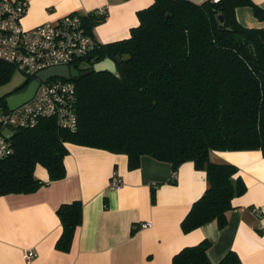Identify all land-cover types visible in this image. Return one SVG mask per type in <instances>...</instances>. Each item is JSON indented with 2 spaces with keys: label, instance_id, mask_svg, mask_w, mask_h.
<instances>
[{
  "label": "trees",
  "instance_id": "trees-1",
  "mask_svg": "<svg viewBox=\"0 0 264 264\" xmlns=\"http://www.w3.org/2000/svg\"><path fill=\"white\" fill-rule=\"evenodd\" d=\"M239 7H250L264 20V11L251 0H153L137 12L138 25L129 38L109 44L93 34L106 10L79 15L97 48L85 59L86 68H74L88 71L108 58L118 76L92 72L70 80L77 96L75 132L58 128L51 118L13 131L8 139L13 153L0 161V197L32 194L64 179L66 144H73L125 155L129 170L137 169L144 156L169 164L173 173L191 162L205 173L207 189L183 219L182 232L211 222L223 229L231 201L246 188L240 177L234 178L237 167L211 162L210 153L260 151L264 156V28L241 26L235 18ZM14 72L0 60V87ZM30 82L0 97V108L6 110L5 98ZM37 165L47 171L48 182L35 177ZM150 194L154 203L155 191ZM56 216L62 231L55 249L66 253L82 222L81 202L60 205ZM210 247L208 240L186 247L172 264H212ZM217 264L240 260L228 252Z\"/></svg>",
  "mask_w": 264,
  "mask_h": 264
},
{
  "label": "crops",
  "instance_id": "crops-1",
  "mask_svg": "<svg viewBox=\"0 0 264 264\" xmlns=\"http://www.w3.org/2000/svg\"><path fill=\"white\" fill-rule=\"evenodd\" d=\"M23 29L44 22H56L70 15L106 10L105 21L94 29L95 39L109 44L129 38L138 25L137 12L153 0H25ZM201 4L207 0H188ZM264 11V0H251ZM237 22L250 29L264 28V20L250 7L235 9ZM66 176L27 195L0 197V264H172V258L186 247L208 240L207 253L217 264L233 252L240 264H264V156L260 151L210 153L213 163L237 167L245 192L233 198L227 224L218 229L214 222L183 233L181 223L192 204L207 189L203 171L185 162L175 173L171 166L141 157L139 167L128 169L127 157L104 150L66 144ZM34 175L48 182L47 171L37 165ZM117 177L121 185L111 189ZM155 191L154 203L151 190ZM80 201L82 222L71 248L55 249L61 235L56 211L62 204ZM151 226L131 230L141 223ZM33 251L29 263L23 253Z\"/></svg>",
  "mask_w": 264,
  "mask_h": 264
},
{
  "label": "built area",
  "instance_id": "built-area-1",
  "mask_svg": "<svg viewBox=\"0 0 264 264\" xmlns=\"http://www.w3.org/2000/svg\"><path fill=\"white\" fill-rule=\"evenodd\" d=\"M217 1V0H215ZM27 12L25 0H0V60L12 65L31 81L51 67L77 65L87 67L86 58L93 55L97 41L89 36L81 25L78 14L67 15L60 20L44 22L31 29H23L21 20ZM99 14L104 10H99ZM55 120L58 128L70 132L77 129V96L71 81L50 79L40 83L33 98L10 111L0 108V161L12 155L13 149L3 130L13 133L17 129L35 127L41 119ZM121 181L111 180V189H117ZM151 224L141 223L136 228L146 229ZM36 257L33 251L23 253L26 263Z\"/></svg>",
  "mask_w": 264,
  "mask_h": 264
},
{
  "label": "water",
  "instance_id": "water-1",
  "mask_svg": "<svg viewBox=\"0 0 264 264\" xmlns=\"http://www.w3.org/2000/svg\"><path fill=\"white\" fill-rule=\"evenodd\" d=\"M219 23L220 24L223 23L222 17H219ZM127 58L128 57L125 56V59ZM92 72L95 73L108 72L112 75L118 76L115 63L108 58L104 59L99 63L94 64L92 68L88 71H78L73 67H67V66L51 67L49 69H46L38 73L35 76V79L32 80L23 90L17 91L11 94L10 96L6 97L5 103L7 109L12 111L15 108L31 100L40 83H45L50 79H62V80L70 81L73 78L84 77ZM2 135L5 138L10 139L13 133L9 130H3Z\"/></svg>",
  "mask_w": 264,
  "mask_h": 264
},
{
  "label": "rangeland",
  "instance_id": "rangeland-1",
  "mask_svg": "<svg viewBox=\"0 0 264 264\" xmlns=\"http://www.w3.org/2000/svg\"><path fill=\"white\" fill-rule=\"evenodd\" d=\"M26 79V76L22 72L15 70L10 82L5 86L0 87V97L13 92L15 89L21 86L26 81Z\"/></svg>",
  "mask_w": 264,
  "mask_h": 264
}]
</instances>
